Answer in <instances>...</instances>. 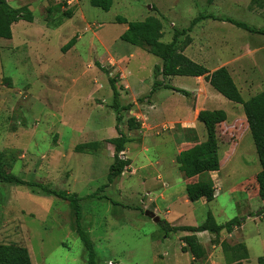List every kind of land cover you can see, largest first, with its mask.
Listing matches in <instances>:
<instances>
[{
    "label": "rangeland",
    "instance_id": "obj_1",
    "mask_svg": "<svg viewBox=\"0 0 264 264\" xmlns=\"http://www.w3.org/2000/svg\"><path fill=\"white\" fill-rule=\"evenodd\" d=\"M5 1L13 8L28 6L33 22L18 21L11 26L10 40L0 38L3 170L83 198L81 226L94 244L97 264H190V255L180 250V239L188 234L166 233L162 224L142 213L152 210L171 227L199 226L208 213L218 225L243 219V228L231 234L222 231L216 241L199 235L206 255L194 262L227 264L220 248L224 241L231 246L243 243L249 256L246 264H260L264 215L259 220L256 215L264 203L255 182L260 164L241 106L206 85L211 94L209 111L222 110L227 116L216 129L220 168L210 174L216 196L209 203L188 202L185 186L196 178L184 179L175 157L183 142L181 126L193 129L194 98L173 93L169 100L165 96L171 93L164 89L149 94L153 69L161 61L121 41L127 24L116 18L127 23L162 18L160 42L169 43L173 28H187L198 15L264 29V4L258 8L252 0H112L105 12L89 0ZM56 4H64L62 11L71 10L72 18L54 11L47 21L46 9ZM189 36L192 42L184 55L208 71L225 67L244 101L264 90V36L213 20L202 21ZM74 37L75 45L64 51L62 47ZM94 62L112 76L120 75L119 66L123 82L130 86L125 87L119 76L121 104L132 108L122 111L118 124L108 80ZM166 83L195 88L191 77H172ZM155 96L160 97L163 112L149 105ZM130 117L137 120L135 130L127 127ZM183 117L188 121L179 122ZM116 125L132 140L123 153L130 166L107 185L113 148L105 141L117 137ZM198 126L193 136L204 141V127ZM89 142H99L97 149L87 154L74 151L76 145ZM184 143L182 148L193 144ZM96 192L108 200L86 199ZM0 245L27 249L31 264H86L68 203L26 187L0 184Z\"/></svg>",
    "mask_w": 264,
    "mask_h": 264
},
{
    "label": "trees",
    "instance_id": "obj_2",
    "mask_svg": "<svg viewBox=\"0 0 264 264\" xmlns=\"http://www.w3.org/2000/svg\"><path fill=\"white\" fill-rule=\"evenodd\" d=\"M212 1L213 0H208L209 3ZM89 4L94 8L107 12L112 7V0H89ZM251 4L259 8L264 4V0H252ZM62 5L64 4H56L52 7H48L46 9V20L48 21L52 17L54 11L58 13L61 12V15L66 19L72 18L73 12L71 10L62 11ZM205 20L225 22L245 32L264 36V29L253 28L243 22L235 21L230 18H216L211 15H198L190 22L187 28H173L171 41L169 43H162L160 42L163 37L162 18L147 17L143 21L131 23H127V21L122 18H116L117 23L127 24V28L120 35L121 41L140 48L161 61V64L155 66L153 69L154 83L149 93L151 96L157 91L164 89L178 93L185 98H190L192 96L190 92L167 84V79L172 77H202L213 91L224 99L241 106L247 129L251 135L260 164V171L255 176L257 195L259 199L264 202V90L252 96L247 101H244L230 73L225 67H220L209 72L204 66L190 60L184 55L185 49L189 47L192 42L189 33L196 25ZM18 21L27 23L33 22V15L28 6L25 5L13 8L9 6L5 0H0V38L10 40L12 38L11 26ZM75 42L76 37L70 39L62 49L64 51L70 49L75 45ZM94 66L100 70L108 80L113 98L111 109L115 111L116 123L118 124L121 120L122 111H128L132 106H123L121 104L120 90L122 87H117L119 76H112L99 62H94ZM139 101H141V99H139ZM226 118V113L222 110L199 111L196 121L204 127V141L180 151L175 157V163L182 176L186 180L196 178L195 182L186 184L185 186L186 198L189 202H196L203 199L205 202L209 203L215 198L216 189L210 178V174L217 173L220 168L216 129L220 124L226 121ZM136 121L134 117H130L127 120V127L129 130L138 128V125L135 123ZM115 132L117 137L105 141V143L113 148V162L108 170L107 185L119 179L126 168L130 166V160L125 158L123 153L125 151V146L132 140L124 135L117 125L115 126ZM98 145L99 142L78 144L74 147V151L79 154H87L96 150ZM0 184L14 187H26L33 193L66 201L69 208L73 211L74 230L86 252V264H97L94 244L89 238V234L83 231L81 226L82 215L80 203L83 198H80L75 193L69 194L55 190L51 186L38 181H24L13 174L5 172L1 162ZM106 187V185L103 186L97 192H102L101 189ZM97 192L87 196L86 199L108 200L105 196H99ZM142 213L144 212L142 211ZM262 214H264V204L256 216L259 217ZM243 222V219L234 218L223 225H218L210 213L207 214L205 221L201 225L195 227H171L168 223L159 221L166 233L181 231L190 234L180 239L182 243L180 250L182 253L189 254L193 262L203 259L206 255L205 249L195 236L196 233L207 232L213 235L216 241L222 231L231 234L234 230L239 229ZM220 248L227 264H243V261L248 260V252L243 243L231 246L223 241L220 243ZM259 262L260 264H264V257L261 258ZM0 264H31V260L27 249L23 247L0 245Z\"/></svg>",
    "mask_w": 264,
    "mask_h": 264
},
{
    "label": "crops",
    "instance_id": "obj_3",
    "mask_svg": "<svg viewBox=\"0 0 264 264\" xmlns=\"http://www.w3.org/2000/svg\"><path fill=\"white\" fill-rule=\"evenodd\" d=\"M108 56V55H107ZM132 56V55H131ZM113 60V59H112ZM114 61V60H113ZM123 62L124 61H121V64H123ZM110 65H113V64H111L110 63ZM118 65V64H117ZM117 69L119 70V72H120V79H121V83L122 84H124V86L125 87H127V88H130V86L127 84V83H124L123 81L125 80V78H124V75H123V73H122V71L120 70V68H119V66H117ZM218 69V68H217ZM208 70V69H207ZM216 70V69H215ZM212 71H214V70H211V71H209V72H212ZM170 79V78H169ZM193 80H194V82H195V88L194 89H191V90H187V89H184V88H179V87H176V86H174L175 88H179V89H182V90H185V91H188V92H190L191 93V97H193L194 98V100H193V103H192V114H191V116H192V120H191V123H192V127H193V129H195V127H196V129L198 130V122L196 121V118H197V114H198V112L199 111H203V110H209L208 108H207V106H208V103H209V100H210V97H211V94H210V92H209V90L207 89V86L206 85H208L204 80H203V78L202 77H198V78H193ZM167 81H168V79H167ZM170 93L171 94H167L165 97H168V99L170 100V97H172L171 95H173V93L174 92H172V91H170ZM159 96V95H158ZM158 96H155L154 97V99H152V100H150L149 101V105L151 106V108L153 107V109L154 110H158L159 112L160 111H162L163 112V109L161 108V107H159V102H158V100H159V98H158ZM187 107V106H186ZM187 109H188V107H187ZM242 118L243 119H245L243 116H242ZM179 122H181V123H183V122H187L188 120L187 119H184V117L183 118H180V120H178ZM193 129H191V128H183V126H181V130H182V134L181 135H183V137H182V139H183V142H181L180 143V149L177 151V154L180 152V151H182V150H184V149H188V148H190V147H192L193 145H195V144H197V143H199V142H201L200 141V139H198L199 138V135H197V136H193ZM196 130V131H197ZM198 137V138H197ZM188 140H191L192 141V145H190L189 147H187V148H182V147H184V145H185V143H184V141H186V142H188ZM126 158V157H125ZM216 173V172H215ZM218 173V172H217ZM185 179V178H184ZM257 190V189H256ZM215 196H216V192H215ZM189 202V201H188ZM197 202V201H196ZM262 203H264L263 201H262ZM262 205V204H261ZM152 213L154 214L155 213V210H152ZM155 215V214H154ZM264 215V214H263ZM260 217V216H259ZM259 217H257V219L259 218ZM160 220V219H159ZM259 220V219H258ZM244 225H245V221L242 223V225H241V227L239 228V229H241V228H243L244 227ZM239 229H236V230H234L233 231V233L234 232H237ZM188 235H190L189 233H187ZM199 235H202V236H207V238L208 239H214L213 237H210L209 236V234L207 233V232H203V233H196L195 234V236H196V238H197V240H199V238H200V236ZM187 236V235H186ZM199 242V241H198ZM202 245V244H201ZM203 246V245H202ZM205 246H203V248H204ZM215 247V245L214 246H212V248H214ZM205 249V248H204ZM184 254H187V253H184ZM249 257V256H248ZM208 259H209V257H208ZM248 261V260H247ZM191 263H193V264H195V262H193V259L191 258V256H190V264ZM243 264H246V261H243L242 262Z\"/></svg>",
    "mask_w": 264,
    "mask_h": 264
},
{
    "label": "water",
    "instance_id": "obj_4",
    "mask_svg": "<svg viewBox=\"0 0 264 264\" xmlns=\"http://www.w3.org/2000/svg\"><path fill=\"white\" fill-rule=\"evenodd\" d=\"M144 216L145 217H147V218H150V219H152L153 220V222H155V223H159V218L158 217H156L152 212H150V211H145L144 212Z\"/></svg>",
    "mask_w": 264,
    "mask_h": 264
}]
</instances>
